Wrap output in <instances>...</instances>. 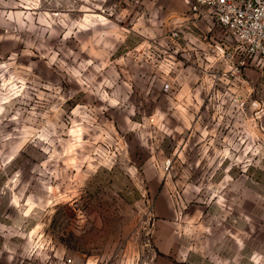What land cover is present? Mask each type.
Instances as JSON below:
<instances>
[{
    "label": "rangeland",
    "instance_id": "374dc122",
    "mask_svg": "<svg viewBox=\"0 0 264 264\" xmlns=\"http://www.w3.org/2000/svg\"><path fill=\"white\" fill-rule=\"evenodd\" d=\"M180 4L0 0V264H264V63Z\"/></svg>",
    "mask_w": 264,
    "mask_h": 264
},
{
    "label": "built area",
    "instance_id": "2783aa9c",
    "mask_svg": "<svg viewBox=\"0 0 264 264\" xmlns=\"http://www.w3.org/2000/svg\"><path fill=\"white\" fill-rule=\"evenodd\" d=\"M191 9L209 14L232 38L243 55L264 63V0H190Z\"/></svg>",
    "mask_w": 264,
    "mask_h": 264
},
{
    "label": "crops",
    "instance_id": "0c3cea01",
    "mask_svg": "<svg viewBox=\"0 0 264 264\" xmlns=\"http://www.w3.org/2000/svg\"><path fill=\"white\" fill-rule=\"evenodd\" d=\"M180 5L187 2L189 4L190 0H179ZM146 11V9H145ZM184 11L181 8V12ZM147 15V13H145ZM170 12L168 8L161 10L160 17L157 19L158 22L153 24V19L148 17H142L138 20H134V27L131 29L134 33L138 34L140 37H145L147 39L153 40L154 38H168L170 32ZM178 18L175 19V22L179 27H183L181 32L184 35L183 37H193L197 41H200V44L197 46L199 48L211 49L216 45L211 42V40L216 41L215 37L223 35L224 42L223 45L230 43L233 38L227 32L220 27V25L215 21L213 17L209 14H198V13H184L181 15H176ZM193 25V26H192ZM191 26L195 30L191 29ZM208 40V41H206ZM147 41V40H146ZM217 47V46H216Z\"/></svg>",
    "mask_w": 264,
    "mask_h": 264
}]
</instances>
